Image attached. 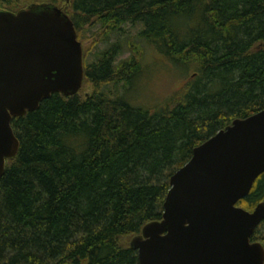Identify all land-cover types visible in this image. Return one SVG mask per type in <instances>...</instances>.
Instances as JSON below:
<instances>
[{
    "label": "trees",
    "instance_id": "1",
    "mask_svg": "<svg viewBox=\"0 0 264 264\" xmlns=\"http://www.w3.org/2000/svg\"><path fill=\"white\" fill-rule=\"evenodd\" d=\"M14 1L0 0V10ZM47 1L63 7L78 40L138 27L139 40L190 76L162 106H133L118 90L140 76L142 56L133 45L116 62L117 41L94 62L83 53L88 95L52 93L14 117L19 148L0 177V264H138L123 240L161 218L172 173L234 119L264 109V0ZM261 201L264 173L236 205L251 211ZM250 240L264 248V220Z\"/></svg>",
    "mask_w": 264,
    "mask_h": 264
},
{
    "label": "water",
    "instance_id": "2",
    "mask_svg": "<svg viewBox=\"0 0 264 264\" xmlns=\"http://www.w3.org/2000/svg\"><path fill=\"white\" fill-rule=\"evenodd\" d=\"M83 81L82 45L61 7L0 11V177L19 148L11 120L52 93L77 94ZM262 172L264 109L234 119L172 173L161 218L129 241L138 264H264L263 246L250 240L264 201L236 205Z\"/></svg>",
    "mask_w": 264,
    "mask_h": 264
},
{
    "label": "rangeland",
    "instance_id": "3",
    "mask_svg": "<svg viewBox=\"0 0 264 264\" xmlns=\"http://www.w3.org/2000/svg\"><path fill=\"white\" fill-rule=\"evenodd\" d=\"M48 2L47 0H16L9 7L0 11H15L16 13L21 11L22 8L26 9L36 4H49ZM61 8L63 9V7ZM91 31L84 33L83 37L79 39L88 63L94 62L102 51L117 41L120 43V47L116 62L127 59L133 45L139 47L142 56V73L131 86L121 87L118 90L122 99L133 106L149 109L158 108L171 98L173 99L189 79L190 73H182L167 58L156 53L150 45L136 37L138 27L125 26L122 30L124 32L123 35L121 34L122 36L120 34L118 36L110 35L105 41L96 44L93 42L94 37L91 38L90 36ZM103 90L112 95L113 85L105 86ZM91 91V85L84 83L78 94L84 97ZM130 239H124L123 241L129 243Z\"/></svg>",
    "mask_w": 264,
    "mask_h": 264
},
{
    "label": "flooded vegetation",
    "instance_id": "4",
    "mask_svg": "<svg viewBox=\"0 0 264 264\" xmlns=\"http://www.w3.org/2000/svg\"><path fill=\"white\" fill-rule=\"evenodd\" d=\"M262 173H264V172H262ZM262 173H261V174H262ZM261 174H260V175H261ZM258 176H259V175H258ZM254 181H255V180H254ZM257 204H258V203H257ZM257 204H256V205H257ZM260 223H261V222H260ZM260 223H259V224H260ZM259 243H260V242H259ZM261 245H262V244H261Z\"/></svg>",
    "mask_w": 264,
    "mask_h": 264
}]
</instances>
